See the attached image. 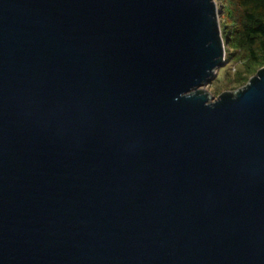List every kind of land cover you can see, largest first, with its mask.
Segmentation results:
<instances>
[{
	"label": "water",
	"instance_id": "water-1",
	"mask_svg": "<svg viewBox=\"0 0 264 264\" xmlns=\"http://www.w3.org/2000/svg\"><path fill=\"white\" fill-rule=\"evenodd\" d=\"M217 0H0V264H264V66Z\"/></svg>",
	"mask_w": 264,
	"mask_h": 264
},
{
	"label": "trees",
	"instance_id": "trees-1",
	"mask_svg": "<svg viewBox=\"0 0 264 264\" xmlns=\"http://www.w3.org/2000/svg\"><path fill=\"white\" fill-rule=\"evenodd\" d=\"M222 14L220 27L225 43V62L234 63L232 77L215 86L237 88L264 66V0H217ZM221 88V89H220Z\"/></svg>",
	"mask_w": 264,
	"mask_h": 264
},
{
	"label": "rangeland",
	"instance_id": "rangeland-1",
	"mask_svg": "<svg viewBox=\"0 0 264 264\" xmlns=\"http://www.w3.org/2000/svg\"><path fill=\"white\" fill-rule=\"evenodd\" d=\"M234 67H235L234 63H230L229 62V63H225L224 65H222L218 69L217 74L215 75V77L213 78V80L209 84L206 85V89L211 93L212 96H217L220 92H222L224 90H233L231 88H223L221 91H219L217 93V90H215V86L217 84H219L220 87H222L225 84V82H226L225 81L226 80V77H229V78L232 77V74L231 73L233 72ZM234 89H236V88H234Z\"/></svg>",
	"mask_w": 264,
	"mask_h": 264
}]
</instances>
